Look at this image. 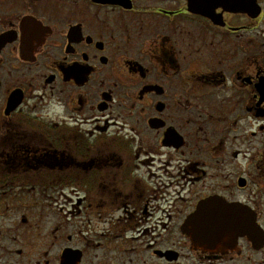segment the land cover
<instances>
[{
	"label": "flooded vegetation",
	"instance_id": "af4514ba",
	"mask_svg": "<svg viewBox=\"0 0 264 264\" xmlns=\"http://www.w3.org/2000/svg\"><path fill=\"white\" fill-rule=\"evenodd\" d=\"M0 264H264V0H0Z\"/></svg>",
	"mask_w": 264,
	"mask_h": 264
},
{
	"label": "water",
	"instance_id": "95a60500",
	"mask_svg": "<svg viewBox=\"0 0 264 264\" xmlns=\"http://www.w3.org/2000/svg\"><path fill=\"white\" fill-rule=\"evenodd\" d=\"M194 3V5H203L208 0H189ZM203 2V3H201ZM212 206V201H206L201 204V207L198 211L187 220V224L185 225L187 233L186 235L191 239L192 243L196 246H204L210 245L211 239L216 237V233H208V232H200L193 231V226L196 224V220L202 221L200 225L210 226L211 217H203L205 214H209L210 207ZM232 214V209L227 210ZM226 219H229V216L226 215ZM253 219L250 217L242 218L239 222V218L236 217V222L232 224H227L228 227H231V233L229 237L232 240H236L238 236H248L250 240L255 243L259 241V232L255 230V223L252 222ZM251 221V222H250ZM228 223V222H227ZM236 228V229H234ZM225 233H221L219 236L224 235Z\"/></svg>",
	"mask_w": 264,
	"mask_h": 264
},
{
	"label": "rangeland",
	"instance_id": "374dc122",
	"mask_svg": "<svg viewBox=\"0 0 264 264\" xmlns=\"http://www.w3.org/2000/svg\"><path fill=\"white\" fill-rule=\"evenodd\" d=\"M65 193H67L68 191L66 190V191H64ZM63 193V192H62ZM55 208L56 209H59V208H66V206H69V205H66L65 204V198L64 197H61V198H58L57 200H56V202H55Z\"/></svg>",
	"mask_w": 264,
	"mask_h": 264
}]
</instances>
